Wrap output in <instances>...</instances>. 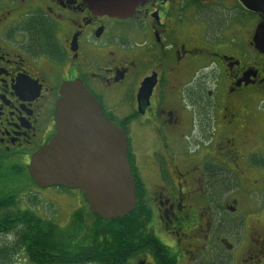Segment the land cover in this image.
<instances>
[{"label": "flooded vegetation", "instance_id": "flooded-vegetation-1", "mask_svg": "<svg viewBox=\"0 0 264 264\" xmlns=\"http://www.w3.org/2000/svg\"><path fill=\"white\" fill-rule=\"evenodd\" d=\"M261 24L242 0H148L124 18L84 0H0V176L40 189L32 156L57 134L62 86L79 82L126 133L145 221L106 264H264ZM33 189L0 195L14 201L0 208L10 264H37L23 217L55 224Z\"/></svg>", "mask_w": 264, "mask_h": 264}, {"label": "water", "instance_id": "water-1", "mask_svg": "<svg viewBox=\"0 0 264 264\" xmlns=\"http://www.w3.org/2000/svg\"><path fill=\"white\" fill-rule=\"evenodd\" d=\"M94 11L124 18L148 0H84ZM264 10V0H242ZM255 42L264 53V24ZM56 105V136L36 152L28 172L40 189L61 187L85 195L90 212L104 222L123 218L137 205L126 133L107 120L96 99L79 82L65 83Z\"/></svg>", "mask_w": 264, "mask_h": 264}, {"label": "trees", "instance_id": "trees-1", "mask_svg": "<svg viewBox=\"0 0 264 264\" xmlns=\"http://www.w3.org/2000/svg\"><path fill=\"white\" fill-rule=\"evenodd\" d=\"M12 203L14 201L8 196L0 198V208H10ZM86 216L94 221L90 226ZM86 216L77 213L72 224L61 228L42 222L34 213L29 214L23 217L27 226L21 233L24 235L22 245L37 264H47L50 258L53 264H106L121 257L130 244L146 237L145 221L137 211L109 222L94 216L89 209ZM10 251L9 248L0 249V264H10ZM23 253L24 250L20 255Z\"/></svg>", "mask_w": 264, "mask_h": 264}, {"label": "rangeland", "instance_id": "rangeland-1", "mask_svg": "<svg viewBox=\"0 0 264 264\" xmlns=\"http://www.w3.org/2000/svg\"><path fill=\"white\" fill-rule=\"evenodd\" d=\"M31 187H34V192L37 191L38 193L39 204L37 208L40 212H45L53 216L54 223L61 228H66L71 224L75 212L82 208L79 206L80 204L83 203L87 207L85 200L81 198L77 192L54 187L44 190L37 189L34 185L32 186L30 180L24 175L20 178H4L0 176V195L3 193L25 192V188ZM24 207L25 206H23V208ZM86 218V223H88L89 226L94 223L91 217L86 216ZM19 264L26 263H23L21 260Z\"/></svg>", "mask_w": 264, "mask_h": 264}]
</instances>
